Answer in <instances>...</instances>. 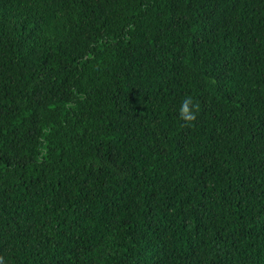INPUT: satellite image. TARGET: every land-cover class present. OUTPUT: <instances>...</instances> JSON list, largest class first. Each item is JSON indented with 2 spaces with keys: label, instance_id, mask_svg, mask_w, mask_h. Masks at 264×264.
<instances>
[{
  "label": "trees",
  "instance_id": "16d2710c",
  "mask_svg": "<svg viewBox=\"0 0 264 264\" xmlns=\"http://www.w3.org/2000/svg\"><path fill=\"white\" fill-rule=\"evenodd\" d=\"M0 256L264 264V0H0Z\"/></svg>",
  "mask_w": 264,
  "mask_h": 264
},
{
  "label": "clouds",
  "instance_id": "9594fccd",
  "mask_svg": "<svg viewBox=\"0 0 264 264\" xmlns=\"http://www.w3.org/2000/svg\"><path fill=\"white\" fill-rule=\"evenodd\" d=\"M199 104L191 96L185 97L179 107L178 116L185 127H192L197 119ZM0 264H3V257L0 256Z\"/></svg>",
  "mask_w": 264,
  "mask_h": 264
}]
</instances>
